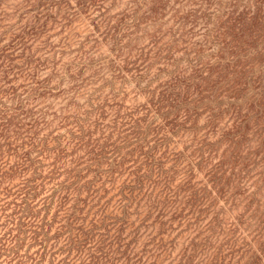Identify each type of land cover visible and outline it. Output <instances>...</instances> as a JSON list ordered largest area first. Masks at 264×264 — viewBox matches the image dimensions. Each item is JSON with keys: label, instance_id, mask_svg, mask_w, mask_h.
I'll return each mask as SVG.
<instances>
[{"label": "trees", "instance_id": "16d2710c", "mask_svg": "<svg viewBox=\"0 0 264 264\" xmlns=\"http://www.w3.org/2000/svg\"><path fill=\"white\" fill-rule=\"evenodd\" d=\"M190 1L0 0V264H141L145 253L156 254L159 236H170L181 226L193 231L195 224L219 238L226 214L228 240L237 242L242 233L246 239L245 231L253 227V238L263 241L264 177L247 186L232 176L264 165V91L258 84L264 79V6L254 13L237 3L222 13L217 9L218 47L210 54L228 51L224 57L232 58L203 63L212 46L201 45L183 97L175 55L190 52L195 26H188L187 12L174 18ZM80 24L85 29L76 30ZM102 47L107 54H99ZM122 54L133 68L141 59L138 71L150 59L176 64L171 73L176 81H159V95L152 101L156 110L124 116L117 108L110 129H99V121L92 131L80 119L74 131L69 123H60L66 129L50 144L48 137L60 127L51 129L56 106L70 103L95 81L97 71L120 75ZM231 79V87L236 86L223 96ZM189 95L197 102L194 109L188 106ZM180 99L186 101L184 111ZM209 103V122L226 104L221 118L232 120L235 132L224 134V157L217 154L219 146L209 151L206 163L217 164L206 172V182L197 187L189 176L175 183L168 175L171 168L162 167H151L131 181L122 179L125 163L136 153L133 163H165L164 157L182 163L169 143L179 133L177 126L193 115L195 121L200 115L196 107ZM200 152L197 163L205 159ZM221 163H232L230 177H224L230 164L224 168ZM116 181L119 198L112 206L111 196L101 202L109 193L107 184ZM95 198L100 205L88 220L89 202ZM193 243L192 254L189 246L183 251L186 264L193 263Z\"/></svg>", "mask_w": 264, "mask_h": 264}, {"label": "rangeland", "instance_id": "374dc122", "mask_svg": "<svg viewBox=\"0 0 264 264\" xmlns=\"http://www.w3.org/2000/svg\"><path fill=\"white\" fill-rule=\"evenodd\" d=\"M172 2L173 1H171V3ZM235 3H237V5L240 7H242V5H246L247 9H249L251 13H254L262 5L264 6L262 0H194V2L190 1L182 5L181 11L176 14L174 19H178V17L181 16L182 13L187 12L188 16L185 17V20H187L189 27L193 25V27L195 26V28L193 31L194 42H191V45L188 49L190 52L187 53L185 51H181L175 55L176 62H179L178 74L180 76L178 77L181 78V82L180 80H174L175 76L171 75L173 69L176 66V64L174 63H154L152 62L153 59H150L147 64L149 62L150 63L148 65H145V69L138 71L137 67L141 63V59L133 68L131 64L126 65V63L123 61L125 55L122 54L120 58L121 65L119 67H121L123 71L120 73V75L115 76L110 74L111 72L102 75V73H98L97 71L98 75H96V77L94 78L95 81L93 83H90L86 88L78 91L75 98L70 103H67L66 105L65 102L60 103V98L57 100V103L60 104H58L55 108L57 118L51 125V129L54 126L57 127V125H59L60 123H69V127H72L74 131V122L78 119H80V122L84 124V126L88 130L91 131L95 129L96 121L101 122L99 129H110L113 123L111 117L117 108H119L120 114H124V116L132 113L134 116L142 115V113H144V111H146L147 109H151L152 111H154L156 110L157 106L154 105L152 101H155L159 95L160 89L157 88L159 81L165 82L166 80L171 78H173V82H178L179 86L183 88V90H181V93L184 97L186 95V91L184 90V88L186 87L185 85L194 77V65H192L194 64L196 59V57H194V53L201 50V45L207 44L212 46V48L205 50L204 56L202 58L203 63L212 62L215 59H220L221 62L224 60L223 62L228 63V61L232 58L224 57L229 56L228 51H218L214 55H211L210 52L214 49L216 50V48L218 47L215 45V42L217 41L218 29L215 28L214 25L219 24V22L221 21V18H219L218 16L219 10H221V13L224 10L228 11V9L232 8V5H235ZM179 6L180 4L178 3L176 7L179 8ZM166 8L170 9L171 7L167 6ZM213 11L215 13L212 14L211 12ZM173 12L174 11L172 10L169 15H172ZM85 27V24H80L76 27V30H83V28L85 29ZM209 27L211 28V30L210 32L208 31V33L206 29H208ZM152 29L153 27L150 28V31H152ZM57 40L58 38H55L54 42H56ZM146 42L138 43L137 45L142 46ZM136 49L137 48L134 49L135 52ZM107 52L108 51L106 50V47H102L99 54H107ZM135 52L132 56L135 55L136 57L137 53ZM222 54L223 58H221ZM240 57L245 56L243 54ZM189 60L191 61L189 62ZM239 62L240 60H237V63ZM239 65L241 67L243 63L241 62V64ZM142 67L143 66H141V68ZM208 68L209 67L205 68L204 70L205 75L208 72ZM95 70L97 69H92L91 73ZM70 71L74 73L78 70L71 69ZM85 73L87 74V72ZM258 73L260 72L258 71ZM138 75H140V79H138ZM214 78L215 76H213V79ZM254 78H256V76ZM87 81L90 82L91 80L88 79ZM232 82V79L228 82L227 87L230 86V88L224 93L223 96H226L233 92L232 88L234 89L236 85L234 87H231ZM260 83H262V90L264 91V79L262 82L258 80V84ZM147 84L148 86H146ZM191 96L193 95H189L188 100L192 101H190L188 106H192L194 109V106L197 105V102L194 103V97L191 99ZM241 96H243V94ZM241 99H243V97H241ZM215 100H217V98ZM247 100L251 101L250 99ZM180 103L185 106L186 101L180 99ZM212 104L213 103L203 104L199 108L196 107V110L199 109L200 111V115L197 116L196 120L194 121L193 115L190 118L189 122L180 123L177 126L179 127V133L176 136H173L172 140L169 143V148H173L174 155L178 153V156L181 158L182 163H173L171 159H166L167 157L163 158L165 163H140V161L137 163H133V159L135 158L137 153L131 157L130 155H128L127 158L130 157L131 161L125 163V168L127 169L126 171H124L122 179L131 181L132 179H135L137 175H142V173H149L151 167H153L155 171L159 167H162L163 169L171 168V171L168 175L174 177L175 183L179 181H185L186 177L189 176L193 177L192 181L196 183L197 187L206 182L208 180V177H206V172L212 166H215L217 164L213 162L206 163V158L209 155V151L219 146L217 154L221 156L224 148L228 144L227 137L224 136V134L229 131L231 134L235 132L233 129L232 120L226 123V118H221L222 115L225 114V109L227 107L226 104L222 105L221 111L217 113L215 119L209 122L211 120L210 109L213 108ZM185 109L186 106L183 107L180 111H184ZM87 110H92V112L90 111L91 113H89L88 119L84 120ZM152 111L150 113V116L154 114V112ZM101 114L105 116L100 117ZM62 125L63 124L59 125L60 127L53 134H50V137H48V141L50 142V144L54 142L53 137L55 135L62 133L66 129L62 127ZM46 132H49V130ZM65 134L69 136V133L67 131ZM159 147L160 146H158L157 148ZM145 149H147V147H145ZM200 150L203 151L205 159L201 163H197L201 156ZM225 155L226 154H223L222 156L224 157ZM49 160L50 159L45 160L44 162L48 163ZM142 160L144 159L142 158ZM221 164L224 168L230 164V168L224 176L230 177L229 173L231 171L232 163ZM251 164L252 163H247L248 166H250ZM263 166L260 164L255 168L253 172H248V169H243L241 171V176L236 174V176L233 175L232 178L238 179L239 177H241L243 178V182H247L248 186L257 178L264 177V172H261ZM186 170L188 176H186L185 174ZM142 178L144 177L142 176ZM133 182L134 181H132V183ZM118 186L119 184L117 181L115 182V184H107L109 193L100 201L103 202L106 198L111 196L112 200L110 201V205L112 206L115 199L119 198L120 196L118 194ZM98 202L99 201L97 198L89 202V204L92 205V209L90 210L88 220L99 208L100 204H97ZM227 208H225V210ZM86 212L87 207L83 215H85ZM227 217V214L222 217V228L225 232L221 234L219 238H216L215 235L210 237L207 236L206 233L200 232L201 228L197 227L195 224L193 231L192 229H185L184 226H181L179 229L173 231L170 236L163 235L162 238L161 236H159L156 239L158 247L156 254L150 255V252L145 253L142 257L141 264H186V262L189 261H186L187 259L186 257H184L183 251L186 247L189 246L188 253L192 254L190 253V250L193 247V245H190L191 242H194V255H192V264H264V236L263 241L259 240L258 236L253 238V235L256 234L257 230H253L252 227L249 230L245 231V233L247 234L246 239H243L244 234L242 233L240 239H238L237 242L232 239L228 240V238L231 236V233L228 232V222H230V220H228ZM175 223L177 222L175 221ZM150 246L152 245H149V247ZM238 249H242L241 254L240 252H238Z\"/></svg>", "mask_w": 264, "mask_h": 264}]
</instances>
